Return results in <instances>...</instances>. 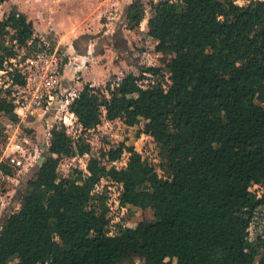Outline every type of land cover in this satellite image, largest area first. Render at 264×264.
I'll return each instance as SVG.
<instances>
[{"label":"trees","instance_id":"obj_1","mask_svg":"<svg viewBox=\"0 0 264 264\" xmlns=\"http://www.w3.org/2000/svg\"><path fill=\"white\" fill-rule=\"evenodd\" d=\"M151 8L148 34L169 55L167 71L142 66L118 82L85 84L68 109L84 131L104 120L143 122L139 134L160 146L163 174L123 141L91 157L87 173L61 177L62 158L92 146L55 125L21 207L1 224L0 264H264V236L254 241L249 232L264 204V1L159 0ZM144 16L133 0L128 26ZM34 33L16 10L0 21V70L12 84L25 83L11 59L29 41L41 43ZM14 109L0 94V117L17 121ZM126 151V165L116 167ZM0 169L13 171L5 161ZM102 178L121 185L122 206L151 208L155 218L111 233L108 207L94 202Z\"/></svg>","mask_w":264,"mask_h":264},{"label":"rangeland","instance_id":"obj_2","mask_svg":"<svg viewBox=\"0 0 264 264\" xmlns=\"http://www.w3.org/2000/svg\"><path fill=\"white\" fill-rule=\"evenodd\" d=\"M132 1L133 0H5L0 5V21L10 11L16 10L20 13H24L28 21H33L35 33H44L50 36L52 34L55 35V38L61 39L62 41L67 36H69V38L71 37L73 40L80 34H96L100 33L101 30L107 31L109 34L114 33L117 25L120 24L123 31L118 38L119 43L122 46L128 45V49H130V53H132V56H129V62L130 64L131 62L136 63L132 64L133 66L131 67L127 66L128 70H126L125 66H122L121 61L123 60L120 59V56H115L117 58L113 61V65L120 69L118 74L121 76L129 72L140 74V68L142 66L151 65H159L162 67L163 71L166 72L167 68L164 64L169 59V55L161 57V55L155 51V41L148 34V19L152 16L151 5L157 3L159 0H141L145 8V16L140 25L134 29L128 26V20L126 24L125 22L124 24L121 23L125 20L123 15L126 5H128V3L130 4ZM239 2L245 4L246 0H240ZM77 29H80V31L75 32ZM127 29L130 31H127ZM76 33L80 34L76 36ZM7 39V43H10L9 35ZM29 43L27 46L19 49L17 57L11 59L13 63L12 67L21 69V66L25 65V62L39 49V46H35L34 44L30 45ZM61 49L66 53L68 62L69 56L66 52L67 50ZM125 53L129 55L128 50L125 51ZM101 61L104 62L105 59H101ZM85 68L77 75L76 79L83 80L81 74L84 70H87ZM100 74L97 82L103 79L108 82L115 77L112 74H106L105 76L104 72ZM159 78L165 85L167 84V78L162 80L161 77H155L153 80L157 81ZM84 84L85 82L82 88ZM144 86L147 85L144 84ZM67 88L70 90L78 89H74V85L73 87L69 85ZM14 91L15 85L12 84L10 76L6 71L0 70V94L3 96L7 95L9 99L13 100ZM54 113V116L50 115L45 118L42 113H39L25 119V122L21 121L19 118L15 121L10 119L8 115H2L0 117L1 150L3 145L13 136L19 138L27 137L29 139L27 145L29 147L38 146L39 149L43 148L42 156H45V151L49 147L51 141V130L55 125H58L64 126L68 135L73 139L77 140L83 136L92 146L91 152L88 154L81 156L76 155L74 157L64 156L58 168L61 177H72L76 174V170H82L84 173H87V164L91 157L101 158V153L103 151L117 146L123 141L128 145H134L135 149L142 154L143 158L149 163H152L160 174H163V161L159 156L160 146L150 135L145 133L139 134V129H143L144 127L143 122L140 125L130 127L125 125L120 119L113 121L104 120L102 124L96 128L84 131L77 122V118L69 112L68 106L60 111L56 110ZM128 157L129 152H124L121 159L117 160L114 165L118 168L124 167L128 161ZM38 166L39 163H36L30 168L12 167L13 171H11L10 174L0 169V227L4 219L11 212L21 207L20 202L22 193ZM262 189L260 185H254L252 187V191H255L258 195L261 194ZM120 191V184L107 178H102L93 192L95 196L94 202L99 205L104 204L108 207V216L112 221L110 227L113 233L117 231L119 224L135 226L141 220H153L155 218L151 208L142 209L134 206L118 205ZM249 232L251 239L254 241L264 236V204L255 210ZM141 263L142 260L139 264Z\"/></svg>","mask_w":264,"mask_h":264},{"label":"built area","instance_id":"obj_3","mask_svg":"<svg viewBox=\"0 0 264 264\" xmlns=\"http://www.w3.org/2000/svg\"><path fill=\"white\" fill-rule=\"evenodd\" d=\"M239 1L236 0V3L242 5ZM248 1L246 0V3ZM29 42L30 45L33 44L32 41ZM37 46L39 49L25 62V65L21 66V69L18 68L25 78V83L14 84L12 100L15 104L14 111L23 122L39 113H42L44 118L48 117L53 108L59 111L67 108L79 93L77 90H70L64 84L63 69L67 64L66 53L58 45L45 39H42ZM144 74L147 77L152 76L148 73ZM147 82L148 80H145L141 84L144 86ZM28 143L27 137H11L2 147L0 161H5L15 168H30L36 163L40 165L43 148L29 147ZM111 222L110 220V226Z\"/></svg>","mask_w":264,"mask_h":264},{"label":"crops","instance_id":"obj_4","mask_svg":"<svg viewBox=\"0 0 264 264\" xmlns=\"http://www.w3.org/2000/svg\"><path fill=\"white\" fill-rule=\"evenodd\" d=\"M129 3L126 5L125 13L123 15L124 21L121 23L125 24L128 20V10H129ZM153 14V11H152ZM149 20V19H148ZM31 26H34L33 21ZM34 28V27H33ZM137 28V27H136ZM80 29H77L75 32H79ZM123 28L119 24L116 27V31L114 33H108L107 31L101 30L100 33L92 34V33H76L77 38L71 39L67 36L63 41L61 39L55 38V35H45L44 33H34L36 37L39 39H45L50 41L51 43L58 45L59 47L63 48L69 56V60L67 64L64 66L63 74H64V84L66 87L69 85L74 89L78 88L77 90L80 91L82 89V85L91 84L93 86H101V84L107 83L105 79L100 82H97L98 77L101 75V72L106 74L115 76L112 80L113 82L120 81L124 76H121L119 73L120 69L117 66L113 65V61L115 60V56L119 55L120 59H122V66H125L126 70L127 66L131 67L132 64L136 62H129L132 53H130V49L127 46H122L119 43V36L122 34ZM127 31H130L127 29ZM134 31V30H132ZM126 32V31H124ZM89 35L86 39L82 38L83 35ZM112 34V35H111ZM126 34V33H125ZM122 43V42H121ZM129 52V55L125 53V51ZM71 53V56H70ZM124 54V55H123ZM130 56V57H129ZM135 56V55H133ZM119 58V57H118ZM134 58V57H133ZM101 59H105V61H101ZM102 63V64H101ZM89 65V66H87ZM120 66V64H119ZM153 66V65H151ZM86 67V68H85ZM89 67V68H87ZM84 70L81 74L83 80L76 79L77 75ZM130 73V72H129ZM123 75V74H122ZM104 76V75H103ZM84 84V85H85ZM54 116L55 113H50L49 116ZM141 260L136 259L133 264H139ZM141 264H145V261L142 260Z\"/></svg>","mask_w":264,"mask_h":264},{"label":"water","instance_id":"obj_5","mask_svg":"<svg viewBox=\"0 0 264 264\" xmlns=\"http://www.w3.org/2000/svg\"><path fill=\"white\" fill-rule=\"evenodd\" d=\"M30 24L32 25V22H30ZM88 36H89V35L86 34V35H83L82 38L86 39ZM55 111H56V108H53V109L50 111V113H53V112H55ZM43 160H44V156L41 157L40 164H42Z\"/></svg>","mask_w":264,"mask_h":264}]
</instances>
